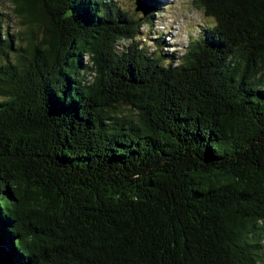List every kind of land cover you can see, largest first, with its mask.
<instances>
[{
	"label": "trees",
	"instance_id": "16d2710c",
	"mask_svg": "<svg viewBox=\"0 0 264 264\" xmlns=\"http://www.w3.org/2000/svg\"><path fill=\"white\" fill-rule=\"evenodd\" d=\"M8 1L0 264H258L264 0H197L209 36L168 62L111 0Z\"/></svg>",
	"mask_w": 264,
	"mask_h": 264
},
{
	"label": "rangeland",
	"instance_id": "374dc122",
	"mask_svg": "<svg viewBox=\"0 0 264 264\" xmlns=\"http://www.w3.org/2000/svg\"><path fill=\"white\" fill-rule=\"evenodd\" d=\"M136 0H111L110 5L114 10V19L118 17L134 23L139 20V41L143 53L159 58L161 62L170 61L171 56L177 59L187 42L193 38L209 36L208 30L213 20L197 7V0H140L142 6L151 9L147 16L135 11ZM148 1V2H147ZM152 5V6H149ZM143 7V6H142ZM0 12L5 15L4 27L9 34L24 31L20 21L13 16L12 7L8 0H0ZM86 61V58L83 59ZM258 264H264V255Z\"/></svg>",
	"mask_w": 264,
	"mask_h": 264
},
{
	"label": "water",
	"instance_id": "95a60500",
	"mask_svg": "<svg viewBox=\"0 0 264 264\" xmlns=\"http://www.w3.org/2000/svg\"><path fill=\"white\" fill-rule=\"evenodd\" d=\"M140 0H136L135 1V11H140V12H142L143 13V15H147L148 14V11L150 10V9H148V8H146V6H144L143 5V3H142V6H141V4H140Z\"/></svg>",
	"mask_w": 264,
	"mask_h": 264
},
{
	"label": "bare ground",
	"instance_id": "6f19581e",
	"mask_svg": "<svg viewBox=\"0 0 264 264\" xmlns=\"http://www.w3.org/2000/svg\"><path fill=\"white\" fill-rule=\"evenodd\" d=\"M144 6H145V4H144ZM143 14V13H142ZM143 16H146V15H143Z\"/></svg>",
	"mask_w": 264,
	"mask_h": 264
}]
</instances>
